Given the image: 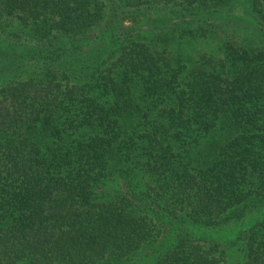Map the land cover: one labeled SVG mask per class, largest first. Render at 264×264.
<instances>
[{
	"label": "trees",
	"instance_id": "16d2710c",
	"mask_svg": "<svg viewBox=\"0 0 264 264\" xmlns=\"http://www.w3.org/2000/svg\"><path fill=\"white\" fill-rule=\"evenodd\" d=\"M0 264H264V0H0Z\"/></svg>",
	"mask_w": 264,
	"mask_h": 264
},
{
	"label": "rangeland",
	"instance_id": "374dc122",
	"mask_svg": "<svg viewBox=\"0 0 264 264\" xmlns=\"http://www.w3.org/2000/svg\"><path fill=\"white\" fill-rule=\"evenodd\" d=\"M194 232L196 234H203L202 232H200L199 230H194ZM235 234V231L233 230H229V231H218V232H205V234L207 237L209 238H214V239H218V240H228L229 238H233Z\"/></svg>",
	"mask_w": 264,
	"mask_h": 264
}]
</instances>
